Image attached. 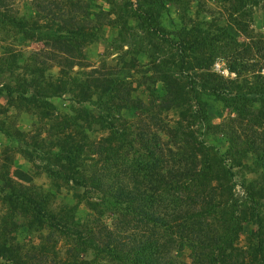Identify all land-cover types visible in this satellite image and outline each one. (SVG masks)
<instances>
[{"label":"rangeland","instance_id":"1","mask_svg":"<svg viewBox=\"0 0 264 264\" xmlns=\"http://www.w3.org/2000/svg\"><path fill=\"white\" fill-rule=\"evenodd\" d=\"M180 199L213 264H264V0H0V264H141Z\"/></svg>","mask_w":264,"mask_h":264},{"label":"trees","instance_id":"2","mask_svg":"<svg viewBox=\"0 0 264 264\" xmlns=\"http://www.w3.org/2000/svg\"><path fill=\"white\" fill-rule=\"evenodd\" d=\"M216 85L212 84L211 86H207V89H216ZM236 103V102H235ZM127 107V106H126ZM167 147V146H166ZM165 145L161 144L160 141L156 144L157 154L151 153L149 154V158L154 159L155 157V163H156V169H155V175L156 178V186L154 188L155 190V199L158 203L161 201L164 202L168 198V194L170 192H175V189H184L181 187L183 185V181H185L187 175L190 174L189 169H183L181 168L180 163H182L181 157L177 160V167L173 170H167L163 171V167L170 163L172 164L173 160H168L167 148ZM181 148V146H179ZM204 157H209V147L204 143ZM229 153V156H233ZM162 168H160V167ZM207 171H210V168H207ZM206 177V174H205ZM169 179H172L171 182H169ZM175 183L173 187L170 188V186H166L169 183ZM181 184V186H179ZM135 195V196H134ZM198 196L200 199H207L208 193L203 192L200 190ZM131 197L135 200L138 198V196L135 193H131ZM183 200L180 199V205L173 213H167V212H159L156 213L152 218H146L143 217L144 220L148 222H152L158 229V232L155 234V238L152 240L151 245V252L149 253V260L142 256L139 258L143 264H146L150 262V264H169L167 260V254L166 250L168 248L176 249V245L179 244V249H182V247L185 245V243H189L191 248V264H213L217 260V255L215 253L209 254L212 252L220 253L222 250L221 248H214L209 250L207 254L202 252V250L199 249V245L205 235L201 233L200 230V216L202 215L200 212H198V208H196V212L193 216V218L187 217L188 211L184 210ZM166 207V205H165ZM158 209V208H157ZM246 213V212H245ZM248 214H245V218L242 222H248L251 218L247 216ZM253 219V218H252ZM192 222H189V221ZM191 223V224H190ZM192 226V227H191ZM140 247H146L148 244H151V242L142 241L140 242H134ZM175 246V247H174ZM142 262H140L142 264ZM170 264H175L173 262H170Z\"/></svg>","mask_w":264,"mask_h":264},{"label":"built area","instance_id":"3","mask_svg":"<svg viewBox=\"0 0 264 264\" xmlns=\"http://www.w3.org/2000/svg\"><path fill=\"white\" fill-rule=\"evenodd\" d=\"M217 67L215 68L216 70L220 71V66L219 64L216 65Z\"/></svg>","mask_w":264,"mask_h":264}]
</instances>
